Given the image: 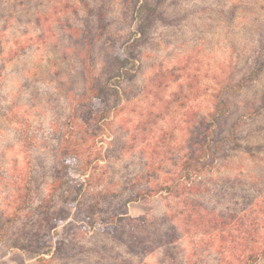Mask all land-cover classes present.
<instances>
[{"label": "rangeland", "instance_id": "rangeland-1", "mask_svg": "<svg viewBox=\"0 0 264 264\" xmlns=\"http://www.w3.org/2000/svg\"><path fill=\"white\" fill-rule=\"evenodd\" d=\"M87 1L106 13L90 53L82 34L97 26L82 0H0V264L39 256L53 257L46 264H251V242L230 250L232 239L244 241L238 224L221 244L215 230L170 218L178 199L156 189L173 184L211 125L222 146L191 195L216 212L247 214L256 246L264 242V0H164L144 36L135 0ZM129 49L137 59L120 80L118 108L104 121L88 118L105 104L87 99V64L98 75ZM225 84L230 109L217 120ZM66 137L81 156L69 177ZM143 189L150 195L134 200ZM115 213L127 217L114 218V231L156 248L131 252L104 227ZM173 229L175 240L160 245Z\"/></svg>", "mask_w": 264, "mask_h": 264}, {"label": "trees", "instance_id": "trees-1", "mask_svg": "<svg viewBox=\"0 0 264 264\" xmlns=\"http://www.w3.org/2000/svg\"><path fill=\"white\" fill-rule=\"evenodd\" d=\"M140 0L134 1L133 14L134 17L137 18V33L141 36L146 34L147 28L153 24L154 20L158 17V6L164 0H142L141 4H138ZM85 8L88 11V16L90 21H95L96 28L93 29L92 24L89 25L86 31L82 34V39L84 41V46L86 48L87 53H90V47L95 44V42L104 35L106 24L104 21L105 18V8L103 6H92L88 3L87 0H82ZM90 58V56H89ZM137 59V55L133 49H129L127 51H116L110 56L108 61L104 64L102 71L98 73V75H94V70L91 64H87V78H88V86L86 89V96L89 100V103L97 106L101 104H105V108H99L95 114H89L87 117L90 119H96L97 122L104 121L108 115L110 114L112 109H117L119 101L122 98V87L120 85V80L124 78V75L127 74L130 70H132L133 66H135V60ZM231 85L225 84L221 92L217 94L215 98V110L213 112V117L215 119H219L222 115H225L230 109L229 99L225 98L224 95L226 92L224 88L228 90ZM184 104V103H183ZM234 136V135H232ZM64 143V163L62 171L65 172L66 177L71 176L74 165L73 160L78 159L80 156V151L77 147L74 146V142L70 137H66L62 140ZM221 141L214 138L213 130L211 125H208L204 131L203 139H201L197 145V149L193 152L192 155L186 157L183 162L182 172L175 179L173 184L165 183L160 185V187L156 190L158 192H166L167 196H172L178 199V202L171 206L173 207V214H171L170 218H182L184 219L187 225H193L198 229H201L203 232H210V230H215L219 233V239L221 240V244L228 243V236H231V226L233 224H238L244 230V241H240L242 243H238L236 239H232V242L236 243L231 246V251L236 254V249L238 244L248 245L252 244L250 251L246 254V260L249 263H255L259 259L264 258V242L261 243V247H257L256 243L259 241L255 237V230L246 224L245 217L247 214L239 215L238 210L234 212H224L218 211L214 209H208L207 207H202L199 200L193 197L191 194H197L200 192V182H193L194 177L200 175L206 169H209L213 166L214 161L216 159L217 154L221 148ZM71 162V163H70ZM63 177L60 176L58 179V185L56 189L61 188L64 185ZM82 183L79 185V189L81 190ZM151 191L146 190H138L136 196L133 197L134 200H138L140 198H145L147 195H150ZM204 208L207 210L203 211ZM101 209L100 202L96 201L91 205L89 213H87L86 217L93 219V216L99 212ZM171 209V210H172ZM115 217H108L107 221H105V229L112 230L115 237L120 242L127 243L128 248L131 252L135 254H146L148 251L154 250L155 245H147L145 244V240L134 231L131 232L129 239H125L124 231L119 234L114 231L117 227L118 222L114 221H124L127 215H122L119 213L114 214ZM110 218L112 219L111 221ZM131 220V218L129 219ZM133 221L141 222L142 224L148 222V219L137 217L132 219ZM133 226L132 230H135L139 225ZM107 226V227H106ZM175 229L173 231L168 232L165 237L160 239V245L162 243H170L175 240ZM143 234V232H142ZM65 243H60L58 247H56L55 252L59 254L62 251V245ZM159 246V245H158ZM227 248L230 247L227 245ZM53 258V257H52ZM52 258H46L44 256H39L37 258V264H46Z\"/></svg>", "mask_w": 264, "mask_h": 264}]
</instances>
